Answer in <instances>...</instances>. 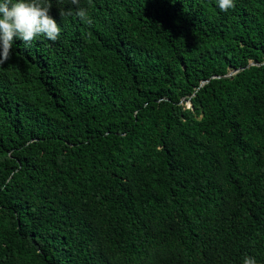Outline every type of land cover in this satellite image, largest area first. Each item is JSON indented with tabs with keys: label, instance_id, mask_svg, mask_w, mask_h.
I'll list each match as a JSON object with an SVG mask.
<instances>
[{
	"label": "trees",
	"instance_id": "obj_1",
	"mask_svg": "<svg viewBox=\"0 0 264 264\" xmlns=\"http://www.w3.org/2000/svg\"><path fill=\"white\" fill-rule=\"evenodd\" d=\"M49 2L0 65V264H264V0Z\"/></svg>",
	"mask_w": 264,
	"mask_h": 264
},
{
	"label": "clouds",
	"instance_id": "obj_2",
	"mask_svg": "<svg viewBox=\"0 0 264 264\" xmlns=\"http://www.w3.org/2000/svg\"><path fill=\"white\" fill-rule=\"evenodd\" d=\"M78 4V0H72ZM220 11L227 12L235 7L234 0H217ZM49 0H0V65L5 64L12 54L14 41L18 38L29 44L37 37H46L56 41L61 29L50 14ZM61 16L75 15L86 24L91 20L83 8L61 10ZM243 264H256L254 257L246 256Z\"/></svg>",
	"mask_w": 264,
	"mask_h": 264
},
{
	"label": "water",
	"instance_id": "obj_3",
	"mask_svg": "<svg viewBox=\"0 0 264 264\" xmlns=\"http://www.w3.org/2000/svg\"><path fill=\"white\" fill-rule=\"evenodd\" d=\"M248 65H252V62H250ZM234 71H231L228 75H230L231 73H233Z\"/></svg>",
	"mask_w": 264,
	"mask_h": 264
}]
</instances>
